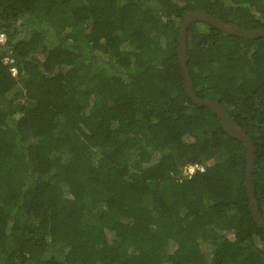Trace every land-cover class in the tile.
I'll use <instances>...</instances> for the list:
<instances>
[{
    "label": "trees",
    "instance_id": "trees-1",
    "mask_svg": "<svg viewBox=\"0 0 264 264\" xmlns=\"http://www.w3.org/2000/svg\"><path fill=\"white\" fill-rule=\"evenodd\" d=\"M190 11L264 28V0H0V264H264L247 146L185 89ZM186 44L264 217V36L197 21Z\"/></svg>",
    "mask_w": 264,
    "mask_h": 264
},
{
    "label": "water",
    "instance_id": "water-1",
    "mask_svg": "<svg viewBox=\"0 0 264 264\" xmlns=\"http://www.w3.org/2000/svg\"><path fill=\"white\" fill-rule=\"evenodd\" d=\"M197 21L206 22L217 29L221 30L222 32L228 34V35H235L245 38H259L261 36H264V28L260 30H247L242 27H240L237 23L234 22H225L223 20L218 19L217 17L203 12V11H190L187 12L183 19H182V25L179 32V58L180 62L183 68V76H184V83H185V89L187 91V94L189 97L198 105L201 107L208 106L210 109L216 113L220 119L222 126L230 136L233 138H236L240 141H242L248 149V156H247V170H246V187L248 191V197L250 201L251 206V212L252 216L257 223L259 227L264 228V217L260 213L258 200L255 195L253 182H252V171L253 166L255 162V148L253 145V142L250 138V136L241 128L239 125H237L231 118L230 114L226 110V108L219 103L217 100L214 99H203L200 98L196 90L194 89V86L192 84L191 76L188 69V63H187V34H188V28L189 26Z\"/></svg>",
    "mask_w": 264,
    "mask_h": 264
},
{
    "label": "built area",
    "instance_id": "built-area-1",
    "mask_svg": "<svg viewBox=\"0 0 264 264\" xmlns=\"http://www.w3.org/2000/svg\"><path fill=\"white\" fill-rule=\"evenodd\" d=\"M7 44V36L4 32H0V46H3ZM6 62H13V59L5 58ZM13 74H16L17 69L12 68ZM203 169V166L201 164L195 163V164H189L187 165L183 170L184 177H191L197 170Z\"/></svg>",
    "mask_w": 264,
    "mask_h": 264
},
{
    "label": "rangeland",
    "instance_id": "rangeland-1",
    "mask_svg": "<svg viewBox=\"0 0 264 264\" xmlns=\"http://www.w3.org/2000/svg\"><path fill=\"white\" fill-rule=\"evenodd\" d=\"M16 74H17V72H16ZM18 87L22 89V85L21 84H19ZM209 256H210V254H209Z\"/></svg>",
    "mask_w": 264,
    "mask_h": 264
},
{
    "label": "clouds",
    "instance_id": "clouds-1",
    "mask_svg": "<svg viewBox=\"0 0 264 264\" xmlns=\"http://www.w3.org/2000/svg\"><path fill=\"white\" fill-rule=\"evenodd\" d=\"M189 164H195V163H189ZM189 164H187V165H189ZM187 165H186V166H187ZM186 166H185V167H186ZM185 167H184V168H185ZM184 168H183V170H184Z\"/></svg>",
    "mask_w": 264,
    "mask_h": 264
}]
</instances>
